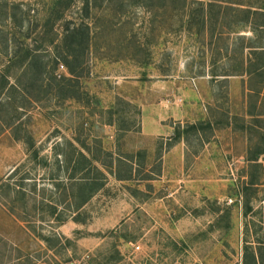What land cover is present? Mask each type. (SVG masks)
<instances>
[{"label": "rangeland", "instance_id": "374dc122", "mask_svg": "<svg viewBox=\"0 0 264 264\" xmlns=\"http://www.w3.org/2000/svg\"><path fill=\"white\" fill-rule=\"evenodd\" d=\"M89 1L87 14L85 1H74L48 27L41 25L52 1L18 2L29 12L26 28L38 24L31 49L42 33L57 43L66 25L80 23L90 46L79 98L25 102L8 127L12 110L0 97V184L26 178L21 192L37 202L34 211L0 192V264H244L257 248L264 258V84L224 75L248 53L251 34L215 42L211 21L189 26L177 7L154 15ZM46 44L39 54L52 69L59 51ZM10 58L0 47V73ZM63 65L59 59L54 75L68 76ZM75 148L104 184L76 214L64 173Z\"/></svg>", "mask_w": 264, "mask_h": 264}, {"label": "trees", "instance_id": "16d2710c", "mask_svg": "<svg viewBox=\"0 0 264 264\" xmlns=\"http://www.w3.org/2000/svg\"><path fill=\"white\" fill-rule=\"evenodd\" d=\"M19 1L23 0H0V47H2L3 51L6 53L9 51L11 57L9 59L10 62H8L6 66L5 74L0 73V97L2 95L6 97L7 101L5 103L7 106L10 104V111L12 110L11 114L8 113L6 120L4 119V123L8 127L12 124V120L15 121L18 119L16 112L24 108L25 102L37 103L49 101L51 99L73 101L74 99L79 98L76 80L86 69V58L88 56V49L90 46L89 26L85 23H80L78 25L74 24L72 27H70V25H66L62 32L60 41L57 43L55 42L56 36L49 39L46 38L49 32H46L45 35L42 33L38 46L31 49L29 44H27V41L34 35L38 24L33 25V30H30L29 23L26 28L25 22L28 20L29 12L23 11L20 8L18 3ZM50 1H52L53 4L48 11L49 16H47L44 24L41 25L42 27H48V25H50L49 21L53 18L54 12L59 13L60 8H68L74 1L77 0ZM84 1L85 5L83 10L87 14L89 12L90 1ZM93 1L94 3L98 2L100 5L104 2L114 3L116 1L118 5L114 9L117 11H123L127 7L135 5V7H141L147 13L154 15L164 14L170 11V8L172 14H174L172 8L177 7V12L175 14H188L186 23L189 26L194 24L196 20L202 27L205 23H207V20L211 21L214 26L210 38L215 42L223 39L226 35L238 33L235 32L236 30L232 27L234 25L236 27L242 24V27L249 28L252 34V38L249 39L248 45L245 47V49L248 50V53L245 57L243 54V57L240 58L236 64L232 65L230 70H227L224 75L245 76L250 80L258 78L261 80V85L264 84V8L262 4H259L257 7L256 1L248 4H245L242 0H92V2ZM56 17L57 15L55 16V19H58V17ZM225 21H227V30L224 26ZM218 26L219 28H217ZM36 35L39 36V34ZM239 38L241 40L243 39V41L246 39L244 36H239ZM46 39L49 40L45 42ZM256 39L258 41L254 42ZM45 43H47V46H53V48L59 51V53L55 56V59L52 61V69L46 67V64L43 63L42 56L39 54L41 53L40 48L43 47ZM59 59H61L67 67V77H57L54 75V71L58 68H56V65ZM10 77L14 81L13 84L9 83ZM23 78H25L26 81H24ZM33 87H38V89L29 95L27 90ZM262 87L264 88V85ZM254 91L255 90L251 87V85H249V92L252 93ZM262 91L263 90L261 89L256 91V93H259L260 95ZM11 95H14L12 102L10 99ZM16 95H20L21 98L18 96V98H16ZM16 99L19 100V106L15 104ZM2 106L3 104L0 101V110ZM27 145L28 150H31L34 147L31 139L28 144L26 143V146ZM75 151L77 156H69V158L66 157L67 159L65 160L64 173L68 172L66 183H68L69 189H71L70 195H66L65 198H73V204L75 207L73 209L76 214L77 211L84 206V204H86L97 192L101 190L104 184L98 176L93 175L94 171L96 173L100 172L94 166L92 159L88 158V156H86L79 149L75 148ZM263 154L264 151L261 149L260 155ZM37 155L38 153L35 151L34 157ZM256 160V158H250L249 162L253 163V165H257ZM70 166L72 167L69 171ZM115 167H118L117 163L115 164ZM116 175L115 170L114 176ZM116 177L121 180L119 176ZM24 179L19 182L18 186H13L12 184H9V182L1 183L0 192L2 191L6 197H10V192H14L18 196L17 199L24 202V204L32 202L35 211L37 208L35 205L37 203L36 200L34 198L27 199L26 193L21 192L24 191ZM61 184H59V186H61ZM248 184L251 188L255 184V180H251ZM65 185L66 184H63V187ZM32 189L36 192L37 188L34 185ZM247 190H249V188H245V191ZM38 204H40L41 208L37 211L43 212L44 202L41 201V203L39 202ZM50 205H48L50 210L49 215L55 216L57 208ZM246 207L249 210L248 205H246ZM58 222L63 223L64 219L59 216ZM40 237L44 242H51V238ZM259 250L260 249L257 248L256 253L255 251H251V254H245L244 264H264V258L260 255Z\"/></svg>", "mask_w": 264, "mask_h": 264}, {"label": "crops", "instance_id": "0c3cea01", "mask_svg": "<svg viewBox=\"0 0 264 264\" xmlns=\"http://www.w3.org/2000/svg\"><path fill=\"white\" fill-rule=\"evenodd\" d=\"M261 1H263V0H261ZM259 4H261V3H259ZM259 4L257 3L256 6L258 7ZM262 6H263V8H264V3L262 4ZM237 32H238L237 34H240V33L242 34V33H245V32H248V33L251 34L249 28H247V27H244V28L241 27ZM240 36H244V34H242V35H240ZM251 36H252V34H251ZM244 37H245V36H244ZM245 50L247 51V49H245Z\"/></svg>", "mask_w": 264, "mask_h": 264}]
</instances>
